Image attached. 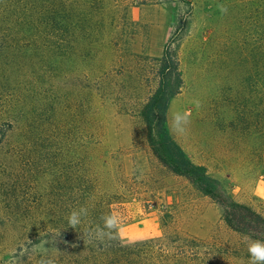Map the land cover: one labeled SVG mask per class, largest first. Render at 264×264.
Instances as JSON below:
<instances>
[{
  "label": "rangeland",
  "instance_id": "rangeland-1",
  "mask_svg": "<svg viewBox=\"0 0 264 264\" xmlns=\"http://www.w3.org/2000/svg\"><path fill=\"white\" fill-rule=\"evenodd\" d=\"M170 39L184 79L174 138L264 216V0H0V264H249L248 237L148 145L149 59ZM108 214L126 246L175 256L188 240L205 260L105 248L86 233Z\"/></svg>",
  "mask_w": 264,
  "mask_h": 264
},
{
  "label": "trees",
  "instance_id": "trees-1",
  "mask_svg": "<svg viewBox=\"0 0 264 264\" xmlns=\"http://www.w3.org/2000/svg\"><path fill=\"white\" fill-rule=\"evenodd\" d=\"M173 40V39H172ZM166 44L163 54L159 58L149 59L155 67L156 88L146 100L141 110V117L146 127L148 145L158 161L176 176L183 177L189 183L209 197L222 209L225 224L237 233L253 239H264V216L251 207L235 201L227 192L220 180L214 178L205 166L196 164L184 148L174 138L170 127L168 113L172 101L182 92L184 87L183 73L178 53V48L173 47V41ZM143 67L140 71L143 72ZM62 236H67L68 230L63 226ZM115 238H109L106 247L118 253H128L147 262L156 260L166 263L173 258L177 261L193 262L199 254L186 250L188 240L183 241V248L177 250L175 256H169L166 249L159 247L160 253L156 254L153 241L133 246L122 243L117 233ZM82 245V244H81ZM204 263V262H202ZM201 263V264H202Z\"/></svg>",
  "mask_w": 264,
  "mask_h": 264
},
{
  "label": "clouds",
  "instance_id": "clouds-1",
  "mask_svg": "<svg viewBox=\"0 0 264 264\" xmlns=\"http://www.w3.org/2000/svg\"><path fill=\"white\" fill-rule=\"evenodd\" d=\"M226 12V8H221ZM188 123V113L182 115L177 114L173 118V131L177 133H183L185 128L183 125ZM87 215L86 208H80L79 210H73L68 216V224L73 229L77 228L82 222V218ZM103 225H97L94 229L86 233L89 237L103 240L105 237L115 238L113 233H118L119 222L114 214H108L101 217ZM247 252L249 256V264H264V239H253L251 237L246 238ZM39 250L46 253L47 249L43 245L36 246ZM39 264H55V261L51 258L41 259Z\"/></svg>",
  "mask_w": 264,
  "mask_h": 264
}]
</instances>
